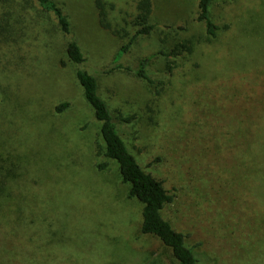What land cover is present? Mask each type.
<instances>
[{
	"label": "rangeland",
	"instance_id": "374dc122",
	"mask_svg": "<svg viewBox=\"0 0 264 264\" xmlns=\"http://www.w3.org/2000/svg\"><path fill=\"white\" fill-rule=\"evenodd\" d=\"M53 2L69 36L38 2L0 0V264H176L141 233V204L103 156L78 68L113 117H134L119 135L172 196L162 217L200 264H264V0H215V37L198 0H151L153 30L118 61L133 0L107 1L108 28L95 0ZM180 44L191 50L172 54ZM148 56L153 86L135 74Z\"/></svg>",
	"mask_w": 264,
	"mask_h": 264
},
{
	"label": "trees",
	"instance_id": "16d2710c",
	"mask_svg": "<svg viewBox=\"0 0 264 264\" xmlns=\"http://www.w3.org/2000/svg\"><path fill=\"white\" fill-rule=\"evenodd\" d=\"M31 1L38 2L41 9L54 15L61 32L67 36L70 35V23L59 5L53 2V0ZM107 1L95 0L94 2L98 14L102 19V25L105 28H108V24L105 22L107 16L105 6ZM133 1L135 2L136 12L133 25L136 29L129 41L118 50L116 61L127 53L138 36L149 35L154 28L150 24L152 12L151 0ZM214 1L198 0L199 12L197 20L204 24L206 34L210 37H215L219 30V27L214 24L210 15V6ZM180 49H185L188 52L191 50L190 46L180 44L175 46L172 54L177 55ZM65 53L69 61L77 67L85 61L80 47L74 41H68ZM159 53L165 55L163 52ZM152 57L148 56L139 61L137 69L135 70V74L151 86L154 85L149 72V64ZM119 68H121L120 65H115L111 70ZM76 78L82 88L85 101L93 110L94 118L101 124L100 136L104 146L103 156L117 164L121 182L128 186V198L136 199L141 204V233L157 238L170 251L176 264H200L193 249L186 246L184 235L173 230L171 225L162 217V210L166 204L172 201V196L163 188L162 182L156 180L138 165L119 135L117 122L130 123L134 117L118 116L116 118L111 115L107 103L98 94L97 81L93 75L78 68L76 70ZM68 106L69 104L67 102H63L55 108V111L56 113H61ZM106 167L107 163H102L98 164L97 169L102 171Z\"/></svg>",
	"mask_w": 264,
	"mask_h": 264
}]
</instances>
